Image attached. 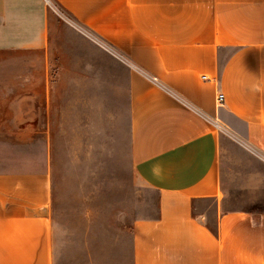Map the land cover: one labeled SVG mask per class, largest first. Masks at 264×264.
I'll return each mask as SVG.
<instances>
[{"label":"crops","instance_id":"crops-1","mask_svg":"<svg viewBox=\"0 0 264 264\" xmlns=\"http://www.w3.org/2000/svg\"><path fill=\"white\" fill-rule=\"evenodd\" d=\"M55 1L0 0V51L29 57L0 65V137L25 139L0 264H264V0ZM74 121L120 122L155 209L60 231L48 138Z\"/></svg>","mask_w":264,"mask_h":264},{"label":"rangeland","instance_id":"rangeland-1","mask_svg":"<svg viewBox=\"0 0 264 264\" xmlns=\"http://www.w3.org/2000/svg\"><path fill=\"white\" fill-rule=\"evenodd\" d=\"M52 4L59 5L55 0ZM28 58L21 51H0V65L20 71ZM119 124L112 121L109 142L93 135L85 121H74L72 127L68 122L66 135L48 138L58 196L56 226L63 233L73 231L76 237L81 230L74 226L88 220L89 224H122L131 214L147 215L155 209V192L132 173L126 130ZM24 140L0 137V169L22 166Z\"/></svg>","mask_w":264,"mask_h":264},{"label":"built area","instance_id":"built-area-1","mask_svg":"<svg viewBox=\"0 0 264 264\" xmlns=\"http://www.w3.org/2000/svg\"><path fill=\"white\" fill-rule=\"evenodd\" d=\"M46 1L48 3L49 7L51 9H53L54 12H56L58 15H60L61 17L70 18V16L61 8L60 5H53L52 4V0H46ZM59 7H60V10H59ZM217 100H218V102L220 104L223 103V101H224V94L223 93H219L218 96H217ZM212 121H213L214 125L218 129H222V128L225 127L224 124H222L221 121L219 119H217V118L213 119Z\"/></svg>","mask_w":264,"mask_h":264}]
</instances>
